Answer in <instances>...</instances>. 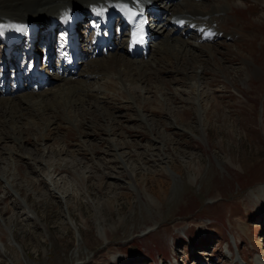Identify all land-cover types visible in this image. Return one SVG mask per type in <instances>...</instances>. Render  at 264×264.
<instances>
[{
    "label": "rangeland",
    "instance_id": "1",
    "mask_svg": "<svg viewBox=\"0 0 264 264\" xmlns=\"http://www.w3.org/2000/svg\"><path fill=\"white\" fill-rule=\"evenodd\" d=\"M200 3L246 37L193 57L153 51L158 69L135 93L143 120L122 93L79 106L64 95L50 131L27 116L17 133L2 117L0 264H232L234 244L249 264L263 255L252 192L264 188V0ZM47 81L39 92L51 96Z\"/></svg>",
    "mask_w": 264,
    "mask_h": 264
},
{
    "label": "bare ground",
    "instance_id": "2",
    "mask_svg": "<svg viewBox=\"0 0 264 264\" xmlns=\"http://www.w3.org/2000/svg\"><path fill=\"white\" fill-rule=\"evenodd\" d=\"M140 1L144 3V7L146 9L151 8L154 12H157V14L160 16L167 15L169 17L170 15L171 17V15H179L184 19H188L186 23H183L184 25L183 32L186 31V33H190L193 31V29H195L194 33L197 34L196 30L198 29L201 30V34L199 35V39L197 41L196 38L197 35L196 36L191 35L193 37H188L185 40L183 39L184 37L179 38L176 37L175 34H171L172 32H169L164 37V33L167 32L168 27L172 26V25L170 26L169 23L163 25L160 29H158L157 32H154L155 30L153 29L154 31L152 33L156 37L157 35L163 37L161 38L162 40L157 45L156 49L154 50L159 53L160 51H164L165 55H168L169 52H171V54H174V56L176 55V57L178 58L179 57L178 54L182 56H187L190 52V55L193 57L194 55L192 54V51L201 50L204 47V46L201 47V44H199L203 42V39H205L206 43L208 44V42L209 43L217 42L216 41L217 39L234 40L235 35L237 36L239 35L238 38L241 39L246 37L242 34V32L240 33V31L238 32L237 30L232 31L231 33H227L226 29L228 27H226V24L225 26L221 24L223 16L220 13H223V11L219 10L218 7L216 6H214L213 9H207L203 5V3H200V1H204V0H185L184 2L170 6L168 9H161L155 6L156 3L162 2L163 0H140ZM98 2H105L103 7L110 8L111 5L115 3V0H106V1L105 0H0V16H7L10 18L15 17L17 20H24V21L30 20L33 22H36V20H38L37 22L39 21L42 22L47 17L52 18L54 16H58L64 9L85 10L88 7V5L97 4ZM127 2H131V4H134L130 0H128ZM103 7H99L96 9L100 10ZM225 9H227V7H225ZM167 24L168 27L165 28ZM172 29H177V28L172 26ZM215 44L216 43H214L213 45ZM175 46H181V47H179V49H176L177 47L175 48ZM169 59H173V57L170 56ZM157 65L158 63H156V61L153 60V58L151 57H147L146 60H144L143 58L140 60L136 58H132L128 55L127 51L125 53L124 49L122 50L121 47L116 46L115 48H113V51L109 52L106 56L102 58L90 59L87 61L81 60L79 66L80 68L78 69L76 75L67 76V77H61L56 74L55 76L50 74L45 75L44 81H47V79L49 78V80H55L57 84V89L56 91H53L51 96L42 95V93L40 94V92L32 91L29 93H21L15 95L14 97L13 96L0 97V125L2 124L1 122L2 117L6 116L8 120L7 123L11 125H16V128L12 126L13 131L18 129L17 133H19L20 128L17 127V125L22 124V120L28 116V118H33L35 121L42 123V125H46L45 128L49 129L55 125V121L53 117V114L55 113L54 111L55 109H53L52 106L56 107L57 105H59L61 103V100H63L62 98L64 97L68 99L66 104H70L71 106L73 105L79 106L81 104L82 105L86 104L90 100L95 101L97 104L102 103L107 101L108 98L111 99V97L118 96L119 94L122 93L123 95H120L121 98L125 100H129L132 104H134V106H136L137 103L135 101L136 99L135 93H139L137 94V96L139 95V99L142 98L141 93H143L142 90L143 89L142 85L144 83L143 79L147 77L145 74L155 73L156 70L158 69V67H156ZM178 74L187 77L185 71H178ZM110 75L111 77H113L112 78L113 82L109 81L110 79L108 77ZM134 76H136V79H134L135 81L133 82L137 83L138 81H140L139 83H137L139 87L136 86L131 88L130 84L128 83L129 81L127 82V78H131ZM201 79L202 77L200 76V73L197 72L194 82L192 81L190 84L188 83L189 86L193 89L194 91L193 94L195 97L196 96L199 97L198 91H199V87L201 86ZM105 80L107 81V83H109V87H106L107 85L105 84V82H103ZM90 81H92L93 84L88 86L87 84ZM48 82L49 81L45 82L44 86ZM24 92H28V91L25 90ZM45 93H49V92H45ZM38 97H44V98H38ZM49 98H51L50 100H55L54 103H51ZM47 105H50V107L47 109H42L45 108V106ZM34 109L37 111L38 117H36V114H34ZM136 110L137 112L140 113L139 120H143L144 118L141 113V111L143 110L142 107H140V105L136 106ZM199 112L200 109L197 112L200 119L201 115ZM68 118L69 117H66L64 119L62 117V119H64L66 122L71 123V119ZM19 121H21V123H19ZM13 138L11 137L10 140L16 142V139ZM45 177L49 178L48 186L50 185V183L52 184L51 174L45 175ZM0 181H2V179ZM8 187L11 188V186ZM251 192L252 190L250 191V193ZM252 195L256 199V202L263 203V207H264V188L259 187L254 192H252ZM100 236L103 237L102 233L100 234ZM255 260L258 264H264V254L258 256Z\"/></svg>",
    "mask_w": 264,
    "mask_h": 264
}]
</instances>
